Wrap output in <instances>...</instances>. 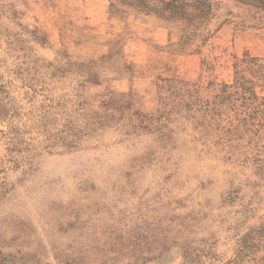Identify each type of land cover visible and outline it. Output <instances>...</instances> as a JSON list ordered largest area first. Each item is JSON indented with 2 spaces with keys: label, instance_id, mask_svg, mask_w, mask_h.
Returning a JSON list of instances; mask_svg holds the SVG:
<instances>
[{
  "label": "rangeland",
  "instance_id": "rangeland-1",
  "mask_svg": "<svg viewBox=\"0 0 264 264\" xmlns=\"http://www.w3.org/2000/svg\"><path fill=\"white\" fill-rule=\"evenodd\" d=\"M211 1L0 0V264H264V11Z\"/></svg>",
  "mask_w": 264,
  "mask_h": 264
},
{
  "label": "trees",
  "instance_id": "trees-1",
  "mask_svg": "<svg viewBox=\"0 0 264 264\" xmlns=\"http://www.w3.org/2000/svg\"><path fill=\"white\" fill-rule=\"evenodd\" d=\"M239 3L248 5L258 10L264 11V0H236ZM125 4H129L141 11L155 12L165 19H174L179 14L181 18L192 19L206 18L212 14L214 7L217 5L211 0H158L157 7L150 6L144 0H122Z\"/></svg>",
  "mask_w": 264,
  "mask_h": 264
}]
</instances>
